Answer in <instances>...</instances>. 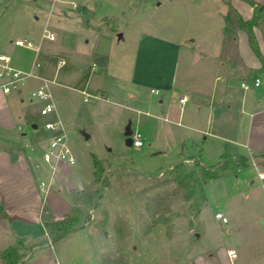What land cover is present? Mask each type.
<instances>
[{"label":"crops","instance_id":"1","mask_svg":"<svg viewBox=\"0 0 264 264\" xmlns=\"http://www.w3.org/2000/svg\"><path fill=\"white\" fill-rule=\"evenodd\" d=\"M191 1L197 2L198 9L181 12L191 24L178 31L143 33L129 53L126 73L112 70L111 54L92 50L90 69L97 77V85L87 92L86 83L77 91L98 100L113 97L120 108L132 114L124 123V145L126 128L137 130L143 136V146L131 148L139 151L146 146L145 156H163L160 163L170 166L183 162L186 167L195 168L197 160L201 166L211 167L220 161L226 148L245 157L264 154V81L253 86L256 77L264 76V68L250 47L247 31L240 25L249 23L264 57V0ZM66 2L72 16L83 17L97 3L0 0V54L10 56L14 68L40 76L35 63L39 62L41 68L43 58L49 60L52 54L42 48L41 40L33 38L31 18L39 20L33 5L42 11L49 7V14L56 8L61 16L66 9L62 4ZM85 22L90 26L88 17ZM15 40H27L33 46H15ZM94 56L106 58V66L96 65ZM65 63L61 58L56 68ZM242 81L250 86L242 88ZM25 86L26 83L8 93L0 89V264H7L6 254L13 264H60L56 254L49 252L52 248L57 250V246L44 222L70 215L75 203L69 193L83 184L77 183L78 167L71 171L65 162L58 164L53 177L48 167L46 172L40 149L46 144L48 133L44 129L37 132L36 118L22 110ZM50 102L68 144L76 121L64 114L54 100ZM28 124L35 131L30 136L25 131ZM170 155L174 158L165 160ZM90 171L92 174L93 162ZM216 212L226 216L224 210ZM242 244L236 240L209 247L208 256H199L195 264H264V249L262 259L255 260L249 254L240 261L237 251ZM228 251H234L235 257Z\"/></svg>","mask_w":264,"mask_h":264},{"label":"rangeland","instance_id":"2","mask_svg":"<svg viewBox=\"0 0 264 264\" xmlns=\"http://www.w3.org/2000/svg\"><path fill=\"white\" fill-rule=\"evenodd\" d=\"M92 1L97 3L87 15L90 26L86 25L87 17L72 16L67 2L62 4L66 9L61 16L56 8L52 14L49 7L42 11L33 5L32 9L39 18H31L33 38L41 40L42 48L51 50L52 57H42L41 68H35L41 77L25 80L21 107L36 118L37 132L44 129L45 121L55 120V108L42 116V103L30 101V91L44 86L51 101L75 119L76 127L68 136L75 164L69 168L75 172L78 167L77 183L83 184L69 193L81 226L56 242L57 250L48 248L49 252L56 254L60 264H195L199 256H208L211 250L207 248L241 240L237 251L240 261L249 254L255 260L262 259L264 188L251 161L264 171V157L252 153L247 157V167L237 171L208 170L210 167L201 166L197 160L195 168L183 162L170 166L160 163L163 156H145L146 146L137 151L134 149L139 148L124 145V123L132 114L120 108L113 97L104 101L77 91L86 83L87 92L97 85L90 69L92 50L111 54L112 70L125 72L130 67L129 53L143 33L183 29L191 21L186 22L181 12L198 9L197 2ZM76 13L81 14L78 9ZM44 30L52 32L54 39L43 37ZM61 58L66 63L56 68ZM25 131L28 136L35 132L30 124ZM225 152L233 158L239 156L233 148ZM173 158L170 155L165 160ZM241 170V176L235 178ZM195 180L202 184L207 202ZM217 209L226 212L228 223L215 220ZM5 256L13 262L8 254Z\"/></svg>","mask_w":264,"mask_h":264},{"label":"built area","instance_id":"3","mask_svg":"<svg viewBox=\"0 0 264 264\" xmlns=\"http://www.w3.org/2000/svg\"><path fill=\"white\" fill-rule=\"evenodd\" d=\"M72 6L75 7V4L72 3ZM43 37L52 40L54 39V34L44 30ZM13 44L15 46L27 48H31L33 46L32 43L27 40H15ZM10 62V56L0 54V89L5 93H8L13 88L23 85L28 77L36 76L32 71L25 72L14 68ZM39 66L40 63L36 62L35 67ZM262 81H264V76L256 77L253 81V86H259ZM249 86V82H241L242 88L247 89ZM33 100L42 103V106L39 109V113L42 116L51 113L54 109L53 104L50 102V93L44 86H39L38 88L30 91V101ZM184 100L185 99H180V102H184ZM43 128L48 133V138L46 144L40 149V160L43 166H47L50 169L53 177L60 162L73 165L75 163V159L68 147L67 138L62 132V125L59 121H45ZM130 139L131 147L140 148L143 146V136L139 131L133 130L130 135ZM251 167L256 172V177L260 181L261 186L264 188V171L259 168L255 161H251ZM43 184L44 183H41V185ZM214 218L220 220L222 223L227 222L226 216H224L221 212H216L214 214ZM228 254L231 257H235L234 251H228Z\"/></svg>","mask_w":264,"mask_h":264},{"label":"trees","instance_id":"4","mask_svg":"<svg viewBox=\"0 0 264 264\" xmlns=\"http://www.w3.org/2000/svg\"><path fill=\"white\" fill-rule=\"evenodd\" d=\"M240 25L247 31L248 34V40L250 47L252 48L253 52L257 55V57L260 59L262 63V67L264 68V57L261 56L258 47L256 45L254 36L252 31L249 28V23H243L240 22ZM93 60L96 65L105 67L107 64V59L104 57L94 56ZM261 157H264V154H260ZM222 160H220L218 163H216L214 166H211L208 170H232L237 171L239 169H244L247 167V161L248 158L245 156L239 155L237 158H233L228 153L224 152L221 156ZM190 176H193L194 173H189ZM215 176L210 175L209 178H214ZM197 183L198 188H200L201 197L203 201H206V195L202 188V184L199 180H195ZM47 216H45L46 218ZM78 218H79V211L74 209L72 210L71 214L64 217L61 220L55 221V222H44L45 226L50 230L51 234V240L53 243L58 242L59 240L66 237L70 232L75 230L81 225H78ZM7 264H13L9 260H7Z\"/></svg>","mask_w":264,"mask_h":264},{"label":"water","instance_id":"5","mask_svg":"<svg viewBox=\"0 0 264 264\" xmlns=\"http://www.w3.org/2000/svg\"><path fill=\"white\" fill-rule=\"evenodd\" d=\"M118 37H121V34H118ZM132 131L127 128L126 129V132H125V144L128 146V147H131V139H130V135H131ZM262 223V221H261Z\"/></svg>","mask_w":264,"mask_h":264}]
</instances>
